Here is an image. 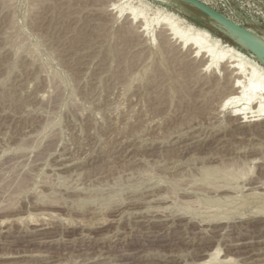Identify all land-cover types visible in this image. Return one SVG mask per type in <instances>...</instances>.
Segmentation results:
<instances>
[{
  "label": "rangeland",
  "instance_id": "1",
  "mask_svg": "<svg viewBox=\"0 0 264 264\" xmlns=\"http://www.w3.org/2000/svg\"><path fill=\"white\" fill-rule=\"evenodd\" d=\"M202 2L264 40V0ZM165 15L264 70L172 0H0V264H264V118Z\"/></svg>",
  "mask_w": 264,
  "mask_h": 264
},
{
  "label": "bare ground",
  "instance_id": "2",
  "mask_svg": "<svg viewBox=\"0 0 264 264\" xmlns=\"http://www.w3.org/2000/svg\"><path fill=\"white\" fill-rule=\"evenodd\" d=\"M131 15L134 19L139 17V14L134 10L131 11ZM161 22L167 26L173 37L175 36L182 42V45L194 47L196 50V53L194 52L195 55L203 53L205 55L204 58L207 56V59H209V63L207 67H205L207 70L214 68L216 71L219 66H221L220 64L223 62L227 63V61L234 64V70L237 71V73L234 72L233 69L232 72H234V74L236 73L239 77L235 75L237 80L234 86L237 89V93L234 92L233 95L237 94V96H227L228 98L226 97V101L223 105L224 109L233 105V112H231V114H233L234 117L237 116V118L238 116H245L242 117V120L243 118L247 119L245 121L247 123H256L257 121L259 122V120L261 121V118H264V70L262 68L252 65L250 62L246 61L239 52L235 51L234 48L223 45L219 39L214 38L205 30L185 25L182 20L174 18L171 15L163 16ZM256 37L264 45V40L259 36ZM204 61L206 62V60ZM224 65L225 64H223V66ZM246 65H251L250 69H247ZM225 67L227 68V66ZM231 68L232 66H230V70ZM220 69L222 68L220 67ZM232 72L230 71V74H228L232 75ZM227 109H230V107ZM219 251L220 249L215 250L213 253L211 252L208 259L205 260L204 263L202 261V264H224L227 261H232L229 258L227 261H220Z\"/></svg>",
  "mask_w": 264,
  "mask_h": 264
},
{
  "label": "water",
  "instance_id": "3",
  "mask_svg": "<svg viewBox=\"0 0 264 264\" xmlns=\"http://www.w3.org/2000/svg\"><path fill=\"white\" fill-rule=\"evenodd\" d=\"M192 7L208 19L211 25L222 35L236 44L239 48L247 51L264 67V45L256 37L258 35L243 28L230 20L221 12L202 2L201 0H175Z\"/></svg>",
  "mask_w": 264,
  "mask_h": 264
},
{
  "label": "trees",
  "instance_id": "4",
  "mask_svg": "<svg viewBox=\"0 0 264 264\" xmlns=\"http://www.w3.org/2000/svg\"><path fill=\"white\" fill-rule=\"evenodd\" d=\"M172 1H175V0H172ZM175 2H177V3H179V4H181V5H183V6H186L187 8H189V9H191L192 11H194L195 13H197L198 15H200V16H202L203 17V15L200 13V12H198L197 10H195V9H193L192 7H190V6H188V5H185V4H183V3H181V2H178V1H175ZM208 20V19H207ZM213 31V30H212ZM214 32V31H213ZM218 32V31H217ZM219 35H220V38H222V39H224L225 41H227L228 43H231L233 46H235L236 48H238V46L236 45V44H234L232 41H230L227 37H225L224 35H222L221 33H219ZM243 50V49H242Z\"/></svg>",
  "mask_w": 264,
  "mask_h": 264
},
{
  "label": "built area",
  "instance_id": "5",
  "mask_svg": "<svg viewBox=\"0 0 264 264\" xmlns=\"http://www.w3.org/2000/svg\"><path fill=\"white\" fill-rule=\"evenodd\" d=\"M202 1V0H201Z\"/></svg>",
  "mask_w": 264,
  "mask_h": 264
}]
</instances>
